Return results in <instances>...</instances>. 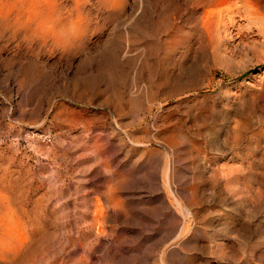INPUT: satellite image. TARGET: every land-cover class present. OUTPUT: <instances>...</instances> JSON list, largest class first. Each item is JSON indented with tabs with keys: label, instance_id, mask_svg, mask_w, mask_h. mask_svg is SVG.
Instances as JSON below:
<instances>
[{
	"label": "rangeland",
	"instance_id": "rangeland-1",
	"mask_svg": "<svg viewBox=\"0 0 264 264\" xmlns=\"http://www.w3.org/2000/svg\"><path fill=\"white\" fill-rule=\"evenodd\" d=\"M25 1L0 0V264H264V0Z\"/></svg>",
	"mask_w": 264,
	"mask_h": 264
},
{
	"label": "bare ground",
	"instance_id": "bare-ground-1",
	"mask_svg": "<svg viewBox=\"0 0 264 264\" xmlns=\"http://www.w3.org/2000/svg\"><path fill=\"white\" fill-rule=\"evenodd\" d=\"M28 1V2H27ZM26 2V4L28 5V11H31V14L29 15V17H28V22H30L29 20H34L35 19V17H37L38 15H43V13H44V10H43V8H46V7H44L43 6V4H41V1H39V0H26L25 1ZM21 4H23V1H22V3ZM49 6H50V3L48 4ZM47 5V6H48ZM55 6V5H54ZM5 8V7H4ZM48 8V7H47ZM46 8V9H47ZM52 8H54L53 6H52ZM50 9H51V7H50ZM57 9V8H56ZM48 11H50L49 9H48ZM10 14V13H9ZM55 14V13H54ZM50 15V14H49ZM45 18V20L44 21H42L43 23H42V25H40L41 26V28H44V29H50V28H53L52 26H53V23L51 22L52 21V19L50 20L49 18H48V16H45L44 17ZM32 20V21H33ZM80 20V19H79ZM31 21V22H32ZM72 21V20H71ZM80 22V21H79ZM82 22V21H81ZM40 28V27H39ZM115 144V143H114ZM122 152V151H121ZM115 156V155H114ZM117 157V156H116ZM120 157V156H119ZM127 159V158H126ZM119 164V163H118ZM120 166V165H119ZM165 172V180L166 181H168V180H170L171 178H172V176H175V169L173 168V166H171L170 164H167V166H166V170L164 171ZM130 182V181H129ZM169 183V182H168ZM126 186V185H125ZM124 186V187H125ZM121 187H122V185H121ZM123 187V188H124ZM176 187V186H175ZM166 189V188H165ZM122 191H124V189L122 190ZM170 191H171V189H170ZM177 191V190H176ZM125 192V191H124ZM123 192V193H124ZM172 192V191H171ZM167 195V194H166ZM177 197V196H176ZM179 199V198H178ZM180 205V204H179ZM7 217H8V220L7 221H9V227H10V234H9V237H6V239H8V240H6V239H4V240H6V246H7V248H5L6 249V251H9V252H12V253H17L24 245H25V243H26V241H27V239L29 238L28 236H26V234H28L27 232H25V230H24V228H23V226L21 225V223H19L18 221H15V219H14V217L12 218L9 214L7 215ZM6 218V217H5ZM186 226V225H185ZM7 227V226H6ZM184 228V227H183ZM28 237V238H27ZM186 237V236H185ZM3 240V241H4ZM8 241V242H7ZM2 244V243H1ZM0 244V245H1ZM2 246V245H1ZM3 250V249H2ZM2 250L0 249V252H2ZM5 255V254H4Z\"/></svg>",
	"mask_w": 264,
	"mask_h": 264
}]
</instances>
